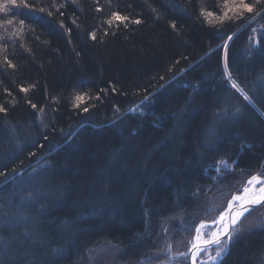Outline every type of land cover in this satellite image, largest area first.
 Masks as SVG:
<instances>
[{"label":"trees","instance_id":"trees-1","mask_svg":"<svg viewBox=\"0 0 264 264\" xmlns=\"http://www.w3.org/2000/svg\"><path fill=\"white\" fill-rule=\"evenodd\" d=\"M249 4L0 3V264H154L210 218L208 187L264 173V33L251 48L243 27L264 0ZM217 264H264V218Z\"/></svg>","mask_w":264,"mask_h":264},{"label":"rangeland","instance_id":"rangeland-1","mask_svg":"<svg viewBox=\"0 0 264 264\" xmlns=\"http://www.w3.org/2000/svg\"><path fill=\"white\" fill-rule=\"evenodd\" d=\"M8 2V0H3L2 4L6 5ZM247 2V1H245ZM252 0L249 2L251 3ZM248 3V4H249ZM252 6V4H249ZM253 7V6H252ZM238 10H242V11H246L248 13V11L246 9H242V8H237ZM234 10V9H233ZM235 12H232V14H234ZM264 13V7L262 6V9L258 12H255V14H253L252 16H249L247 19L248 21L245 23V25L243 26L244 28H247L248 24H251V28H250V37L248 40L249 46L251 48L256 47L258 45V39L260 34L264 33V24L260 25V18H262V14ZM264 23V22H263ZM226 46V44L224 45V47ZM225 72H226V78L228 80V84H230L232 87L235 84L236 87H233L235 90H237V92L239 93V95H243L247 100L250 101V98L247 96V94L243 91V89L232 79L230 78V76L227 74V70L225 68ZM257 83H256V87H261L264 88V72H262L258 78L256 79ZM251 102V101H250ZM252 103V102H251ZM253 104V103H252ZM254 105V104H253ZM256 108V107H255ZM260 113L261 111L259 109H257ZM263 114V113H262ZM264 115V114H263ZM230 168L229 164H227L225 161H220L218 162V164L214 167L215 169V173L217 174H223V170L227 171ZM258 174L261 177H264V173H260V172H253L251 174H246L243 175L245 178V180L242 182H237L236 185L234 184V186L236 187H232L231 190H229L227 193H225L223 196L219 197V195L221 194L222 191V187H221V183L216 182V184L214 186H210L208 187L212 189L210 195H211V207L208 209L210 213V218L208 219H202L200 221L197 222V224L194 227V231L192 233L191 236H189V238L186 241V245L184 246L185 249H181L178 250L180 248H176V246L173 243H167L164 246V250H165V258L162 259L161 261H158L154 264H186L187 261V251L188 248L193 240L194 234H195V228L198 225V223L205 221V222H211L213 220H215L217 218V216L223 211V209H225L228 204L230 199L233 198V195L235 193H238L242 187L244 186V184L246 183L247 179H249L251 176ZM218 187V188H217ZM219 194V195H217ZM217 196V197H216ZM264 203V202H263ZM260 206V205H259ZM259 206L253 207L251 208L250 214H245V218L237 223L236 225H234L231 230H230V234L229 236H231V238L226 237L224 238L225 240L222 242V244L218 247H213L211 249H209L206 252H201V254H199L198 256V260L196 262V264H217L218 261L223 257V255L226 253L228 247H229V243L231 242L233 236L239 234L242 232L243 229H245L248 224H250V222L252 221V219H258L259 223L263 220L264 218V210L262 213H260L259 211H256L255 209L258 208ZM256 211V212H254ZM255 214V216H254ZM263 214V215H262ZM242 219V218H241ZM262 219V220H261ZM210 225V224H209ZM258 225V224H257ZM256 225V226H257ZM212 229V226H208L205 228L204 230V235H207L209 233V231ZM221 249V253L220 255L217 257V249ZM105 249L104 247L102 248V245L99 246V248H97V250L92 251V256L94 255H99L102 256L105 255L104 252ZM209 256H213V257H217L215 260H210L208 257Z\"/></svg>","mask_w":264,"mask_h":264},{"label":"bare ground","instance_id":"bare-ground-1","mask_svg":"<svg viewBox=\"0 0 264 264\" xmlns=\"http://www.w3.org/2000/svg\"><path fill=\"white\" fill-rule=\"evenodd\" d=\"M256 176L258 177V180L253 183H249L251 177ZM251 176L249 179H247L246 183L242 187V189L233 195V197H240L238 200H234L233 198L230 199L228 206L223 209V211L217 216V218L211 222H205L202 221L198 223V225L195 228V234L193 237V240L191 243H194L195 245V251L193 252L192 255V263L196 264L198 260L199 254L201 252H206L209 249L213 247H218L222 244V242L225 240L224 239V234L225 232V227L230 225L231 220L233 216L237 212L243 211L246 206L248 205L247 201H250L252 199H255L257 195L260 194V189L264 188V177L259 176L258 174H255ZM248 188V192H245L244 189ZM231 202V203H230ZM221 216H223V219H221ZM212 224V225H209ZM203 225V227H200ZM212 226V229L209 231L207 235H204V230L206 227ZM200 227V233H197V228ZM219 234V233H224L223 235L219 236V243H208L205 244V240H211L213 234ZM195 257V258H194Z\"/></svg>","mask_w":264,"mask_h":264},{"label":"snow or ice","instance_id":"snow-or-ice-1","mask_svg":"<svg viewBox=\"0 0 264 264\" xmlns=\"http://www.w3.org/2000/svg\"><path fill=\"white\" fill-rule=\"evenodd\" d=\"M8 2L9 3H15V0H8ZM20 2L23 4L24 0H20ZM233 2H234V9L235 8H242V9H246L248 12H252L253 11V7L251 5H249L248 3H246L245 0H239L238 4H235V0H233ZM25 6H27V5H25ZM202 12H203V10H202ZM212 15H213L212 13H208V16H212ZM225 17H227V12H225ZM127 19H128V17H126V16L122 17L118 13L114 12L112 14V18L109 19L108 23L111 24V23H113L114 20L123 22V21H125ZM221 19H223V18H221ZM135 22L136 23H140L139 20H136ZM9 23H11V21H9ZM233 87H236V85L234 84ZM22 91H26V89H22ZM76 99H77V101L82 102V97L81 96H77ZM33 107H35V105H33ZM0 111H4V109L0 108ZM85 111H87V109H85ZM257 180H258V177L253 176V177H251L249 183L256 182ZM244 191L248 192L249 190H248V188H245ZM233 199L234 200H238V199H240V197H233ZM262 202H264V188L260 189V194L257 195L255 199L247 201V203L250 204V205H258V204H261ZM245 211H248V209L245 208L243 211L237 212L233 216L232 221H231L233 226L237 224V222L239 221L240 217L244 214ZM221 219H223V216H221ZM200 227H203V225H201ZM200 227L197 228V233L198 234L200 233ZM227 231H228V229H227V226H226L225 227V232H227ZM223 234L224 233H219V234L214 233L213 236H212V239L211 240H205L204 243L205 244H208V243H219V236L223 235ZM229 238H231V236H229ZM220 253H221V249L218 248L217 249V257L220 255ZM217 257L209 256L208 258L210 260H215Z\"/></svg>","mask_w":264,"mask_h":264},{"label":"water","instance_id":"water-1","mask_svg":"<svg viewBox=\"0 0 264 264\" xmlns=\"http://www.w3.org/2000/svg\"><path fill=\"white\" fill-rule=\"evenodd\" d=\"M263 203V202H262ZM261 203V204H262ZM260 204H258V205H250V204H248L247 206H246V208L248 209V211H245L244 212V214L240 217V219H239V221L241 220V218L247 213V212H249V210L251 209V208H253V207H256V206H259ZM232 221V220H231ZM238 221V222H239ZM237 222V223H238ZM210 225H212V224H210ZM233 227V225H232V223H230V225L228 226V231L224 234V238H226V237H228L229 236V234H230V230H231V228ZM195 251V245H194V243H191L190 244V246H189V248H188V251H187V261H188V263L189 264H193L192 263V255H193V252Z\"/></svg>","mask_w":264,"mask_h":264}]
</instances>
